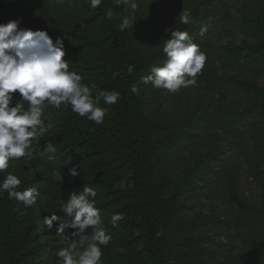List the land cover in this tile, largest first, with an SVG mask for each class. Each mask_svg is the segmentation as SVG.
<instances>
[{
    "label": "rangeland",
    "instance_id": "obj_1",
    "mask_svg": "<svg viewBox=\"0 0 264 264\" xmlns=\"http://www.w3.org/2000/svg\"><path fill=\"white\" fill-rule=\"evenodd\" d=\"M49 1L58 19L87 32L105 34V24L95 18L96 9L89 8L88 0ZM136 2L138 8L134 13L131 9L125 12L123 3L117 5L122 19L125 15L135 16L127 39L129 45H134L132 50L138 61L145 63L136 76V83L152 66H159L166 59L161 54L163 40L170 38L173 31L170 23L183 26L177 18L182 9L195 15V9L200 7L199 20L194 24L195 33H199L201 27H207L198 44L207 54V61L197 77L196 87L170 94L151 84L139 83L141 103L137 125L142 138L137 143L142 149L145 170L160 199L131 190L132 176L127 157L132 153L133 138L121 132L95 138L99 155L93 158L86 157L81 149L68 153L56 147L55 153L42 155L43 151L35 152L30 160L21 158L10 162L7 172L18 175L22 181L18 190L35 187L41 195L38 207L32 208H25L15 199L8 198V203L0 201V264H5L7 259L2 232L6 213L12 222L18 252L14 264H59L56 252L67 244L55 235V225L60 221L54 222L53 230L48 232L42 218L57 213L61 220L69 219L60 212V205L73 192L82 191L85 185L96 190V207L112 235L109 245L103 248L102 264H148L142 236L150 227L156 232L164 259H169L170 263L174 255L180 253L183 264H198L200 256L193 255L199 254L198 250L203 247L210 257L207 255L206 263L202 264L259 262V250L254 253L246 250L247 246L243 245L246 235L237 237L235 225L237 221L250 218L252 213L259 216V206L264 209V134H259L264 133V129L259 128L257 134H248L246 130L240 138L233 139L226 127L229 124L232 128L243 129L248 122L257 120L261 127L264 113L261 109L244 113L250 98H246L241 89L233 90L227 77L247 80L260 89L264 86V61L259 58L257 65H252L243 64L241 60L239 65H230L225 61L223 48L228 43L241 47L246 42H264V0H249L248 8L241 10V0ZM6 3L23 18L32 14L27 0H6ZM246 18L258 21L259 29H250L247 34L242 32L240 25ZM207 42L215 46L203 49V43ZM64 45L69 70L78 72L83 83L96 84L94 94L99 90H115L109 72L113 63L107 45L88 46L80 40ZM263 98L255 96L253 99L261 103ZM101 107H107L108 113L100 125L108 126L120 117V99L115 105L101 102ZM71 112L70 107L64 109L63 105L60 110L48 107L45 116L54 126L42 138L70 140L74 135L66 123ZM186 133L192 135L189 142L184 140ZM211 146H216L217 154L209 157L206 155ZM50 155L54 158L49 159ZM204 156L207 158L198 169L195 186L188 188V170ZM76 164L81 175L72 178L68 169ZM58 169L64 176L63 185L52 178L53 171ZM97 175L101 178L98 184L92 182ZM168 203L173 208L172 222L163 227L162 209ZM115 212L124 213L125 218L113 228L110 217ZM249 245L251 247L250 241Z\"/></svg>",
    "mask_w": 264,
    "mask_h": 264
},
{
    "label": "clouds",
    "instance_id": "obj_2",
    "mask_svg": "<svg viewBox=\"0 0 264 264\" xmlns=\"http://www.w3.org/2000/svg\"><path fill=\"white\" fill-rule=\"evenodd\" d=\"M63 2V0H58ZM103 0H88L90 9H97ZM123 3L125 12L134 13L136 0H114V4ZM106 18H113L109 8ZM179 22L192 23L190 10L182 9L178 14ZM134 15H125L118 25L121 32L134 26ZM21 19H12L0 23V172H6L0 182V194L7 192L9 199H15L25 208L38 207L40 191L35 187L18 190L22 184L20 177L7 172L10 162L24 158L30 160L33 155V142L40 143V138L54 125L45 116L48 107L57 110L64 106L80 117L97 125L103 124L108 113L104 105H115L120 93L115 90H99L94 94L96 84L83 83L82 76L69 70L66 50L61 38L55 42L46 30L21 28ZM207 27H201L199 35L203 37ZM165 40L162 52L166 59L159 66H152L147 75L140 77L139 83L151 84L155 89L167 90L170 94H179L182 89L196 87L197 77L205 67L207 54L201 51L187 31L173 30ZM134 67L129 65L127 72L132 74ZM114 75H119L115 73ZM139 83H133L130 91L139 95ZM19 99L16 98L17 94ZM56 147L47 143L43 154L55 153ZM49 156V159H53ZM72 178L81 175L79 166L68 169ZM53 181L64 184L61 169L52 173ZM97 192L85 185L80 192H73L60 205V212L69 219L61 220L57 213L44 216L43 226L51 232L54 222L55 235L67 242L60 247L56 256L59 264H102L103 248L112 240L108 228L96 207ZM124 213L115 212L110 217L113 228L124 220ZM71 229L69 233L66 230ZM91 230L89 232L88 230Z\"/></svg>",
    "mask_w": 264,
    "mask_h": 264
},
{
    "label": "trees",
    "instance_id": "obj_3",
    "mask_svg": "<svg viewBox=\"0 0 264 264\" xmlns=\"http://www.w3.org/2000/svg\"><path fill=\"white\" fill-rule=\"evenodd\" d=\"M210 1V0H208ZM249 0H241L240 2V10L248 8ZM202 5V2L199 1ZM27 4L29 5L32 14L26 18L21 17L17 12L12 11L6 0H0V23H7L12 19H21L22 23L20 24L21 28L35 30H46L48 34L52 37L53 41L57 38H61L64 43L72 42V41H84L88 46L93 45H107L109 49L110 56L112 58V68H110L109 72L111 73V78L114 80L113 86L116 91L120 93V117H118L114 123H111L108 126L97 125L92 121L87 120L84 117H80L77 114L71 112L69 119L67 120L66 126L67 129L74 135L70 140L63 139H46L40 138V143L37 144L35 141L33 142V153L43 151V148L47 143L54 145L57 148H60L62 152L72 153L76 150H82L86 157L93 158L99 155V149L96 147L95 138H98L106 133H117L121 132L122 134H128L133 138L132 143V153L129 158V168L131 169L132 176V187L131 190L135 193H140L142 195H152L157 199H160V194L156 190L154 184L149 179L148 174L145 170L143 163V154L140 145L137 143L138 139L142 135H140V129L137 125V115L140 108L141 103V93L139 95L133 94L130 91L131 85L136 83V76L140 74V69L145 66V63L139 62L135 56L134 49L132 50V43L129 45L128 43V33L130 29H126L121 32L118 28V25L122 22V17L118 10L117 4H114V0H103V3L99 8L96 9L95 18L101 20L105 24V34H94L92 32L84 31L78 27L72 26L68 21H63L58 19L52 11V5L49 0H27ZM109 8L113 10V18H106V12ZM211 11V9H210ZM209 11V12H210ZM201 12V8L197 7L194 11L195 15H192V23L179 27L177 22H172L170 25L173 30H181L187 31L193 37L195 43L199 44L201 39L199 38V33H195V23L199 20V13ZM249 18H246L241 22L240 27L242 28V32L247 34V32L252 30L259 29V22L252 19L248 21ZM249 22V23H248ZM248 23V25H247ZM251 31V30H250ZM195 33V34H194ZM256 36V35H255ZM165 41L163 40V46ZM215 45L211 43H203V49H210ZM163 49V48H162ZM223 54L225 57V61L232 65L241 63L243 64H252L257 65L259 58L264 61V42H259L258 44H250L246 42L244 45H234L232 43H228L226 47L223 48ZM161 54L163 52L161 51ZM165 56V55H164ZM129 65L134 67V71L132 74L127 72V68ZM149 69L147 67L145 72ZM115 73H119V75H114ZM228 84H231V88L233 90L241 89L243 94L246 96L247 104L244 108V113H250L252 110L263 111L264 113V101L259 103L258 100H254L255 96H264V86L259 89V86H252L250 82L247 80H239L237 77H227ZM263 88V89H262ZM254 94V97H251ZM16 95V98L19 99V95ZM264 99V98H263ZM251 100L253 103L251 104ZM249 102V103H248ZM206 123V120L203 121V124ZM259 128L264 129V122L259 127V120L250 121L246 125L241 128H232L231 125L228 124L226 130L231 138L236 139L240 138V136L246 132L248 134H257L259 132ZM259 134H264L259 132ZM185 141L189 142L192 135L189 133L185 134ZM196 135H194L195 137ZM264 140V139H263ZM217 154L216 146H211L208 148L206 156H215ZM207 157L198 158L194 165L189 168V177L190 182L186 183L188 188H192L195 186V179L198 177V169L201 167L203 161ZM253 171L257 172V169H253ZM191 173V174H190ZM4 179L3 172H0V182ZM185 181V180H183ZM182 181V182H183ZM92 182L100 183L101 178L99 175L95 176L92 179ZM93 183V184H94ZM0 201L3 203H8V195L6 192L3 193V196L0 197ZM249 210H253L252 208H248ZM259 206V216L253 215L250 218H246L245 221H237L236 222V235L237 237L241 235H246L244 239L243 245L246 250L251 253L257 252L259 250V262L258 260L252 261L253 264H264V209ZM174 213L177 211L176 207L174 208ZM173 217V208L168 203L167 205H163L162 209V218H163V227H167L172 222ZM4 244L6 246V254L7 259L5 264H14L18 260V252L17 247L14 242V233L12 229V222L9 219L8 213H6L5 223L2 228ZM245 232V233H244ZM156 232L153 231V227H150L148 231H146L142 238H144L145 242V251L146 256L148 258V264H183L179 259L180 253L174 255L173 261L171 263L168 261L169 259H164L163 257V249L159 245L158 237L155 235ZM254 236V237H253ZM248 241H250L251 247H248ZM247 244V245H246ZM197 254L194 253L196 258L199 261L198 264L206 263V256L210 257V253L207 252V249L203 247L198 250ZM203 260V261H201Z\"/></svg>",
    "mask_w": 264,
    "mask_h": 264
}]
</instances>
